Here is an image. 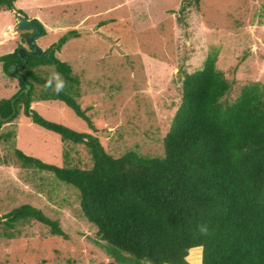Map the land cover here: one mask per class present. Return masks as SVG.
Returning <instances> with one entry per match:
<instances>
[{
	"label": "rangeland",
	"instance_id": "374dc122",
	"mask_svg": "<svg viewBox=\"0 0 264 264\" xmlns=\"http://www.w3.org/2000/svg\"><path fill=\"white\" fill-rule=\"evenodd\" d=\"M17 11L45 19L46 34L34 40L40 50L76 32L54 53L79 78L73 97L95 130L60 101L39 100L32 109L47 121L96 136L114 158L129 150L163 155L162 140L181 102L182 75L201 69L207 57L216 59L231 83L229 102L244 85L264 86V0H18L12 9L0 7V56L19 45L28 49L15 23ZM16 91V79L4 75L0 64V100ZM10 132L8 143L0 139V215L29 204L58 221L67 239L36 221L12 230L0 225V264L113 261L95 243L96 228L81 213L78 191L49 171L22 168L10 145L56 167H90L87 149L24 115L0 129V135ZM200 249L190 250V264H201Z\"/></svg>",
	"mask_w": 264,
	"mask_h": 264
},
{
	"label": "trees",
	"instance_id": "16d2710c",
	"mask_svg": "<svg viewBox=\"0 0 264 264\" xmlns=\"http://www.w3.org/2000/svg\"><path fill=\"white\" fill-rule=\"evenodd\" d=\"M16 1L0 0V7L12 9ZM16 13L26 44L34 30H21L19 22L27 16ZM40 26L37 38L46 34ZM75 34L67 32L42 51L46 57L22 45L0 56L4 75L17 81V91L0 100V129L24 115L62 141L83 145L91 166L56 167L10 145L20 166L49 171L78 191L81 213L96 228L95 243L113 260L107 264H190L189 252L198 247L201 264H264V86L244 85L229 102L231 83L217 70L216 59L207 57L201 69L182 75L181 102L162 140L163 155L129 150L114 158L96 136L47 121L31 107L39 100L60 101L94 129L73 97L79 78L54 53ZM20 48L27 52V64L18 55ZM44 68L67 82L60 95L42 89ZM11 135L0 139L8 143ZM26 221L67 239L58 221L29 204L0 215V225L9 230ZM200 223L208 226L206 236L197 229Z\"/></svg>",
	"mask_w": 264,
	"mask_h": 264
},
{
	"label": "clouds",
	"instance_id": "9594fccd",
	"mask_svg": "<svg viewBox=\"0 0 264 264\" xmlns=\"http://www.w3.org/2000/svg\"><path fill=\"white\" fill-rule=\"evenodd\" d=\"M66 86L67 82L62 78V75L59 72L53 71L45 79L42 85V89L45 92H48L50 90L53 95L58 96L65 90ZM197 229L203 236H206L208 234V226L206 223L198 224ZM147 264H150V262H147Z\"/></svg>",
	"mask_w": 264,
	"mask_h": 264
},
{
	"label": "water",
	"instance_id": "95a60500",
	"mask_svg": "<svg viewBox=\"0 0 264 264\" xmlns=\"http://www.w3.org/2000/svg\"><path fill=\"white\" fill-rule=\"evenodd\" d=\"M19 16H17L18 18ZM19 28L21 30H27V29H33L34 32L28 36L25 40L26 44L32 49L31 54L37 57H46L48 56V54H44L42 52V50H40L35 44H34V40L36 37L39 36L40 32H41V26L40 24H38L36 21H28V20H21L19 22ZM18 55L21 59L25 60V57L27 55V52L25 51L24 48H20L18 50ZM25 64H27V61L25 60Z\"/></svg>",
	"mask_w": 264,
	"mask_h": 264
},
{
	"label": "crops",
	"instance_id": "0c3cea01",
	"mask_svg": "<svg viewBox=\"0 0 264 264\" xmlns=\"http://www.w3.org/2000/svg\"><path fill=\"white\" fill-rule=\"evenodd\" d=\"M17 16H19L17 13H16V16H15V18H16V22L15 23H17L18 22V18H17ZM40 19V20H39ZM27 20L28 21H32V20H37L44 28H45V25H46V23H45V19H43L42 17H39V15H34V16H31V18H27ZM8 26V25H7ZM9 29L11 30V33L12 34H14V35H17L18 34V32L17 31H12V28L11 27H9ZM45 29H47V28H45ZM48 30V29H47ZM33 33V32H32ZM43 51V50H42ZM198 248H201V247H198ZM201 250L202 249H200V255H201Z\"/></svg>",
	"mask_w": 264,
	"mask_h": 264
}]
</instances>
